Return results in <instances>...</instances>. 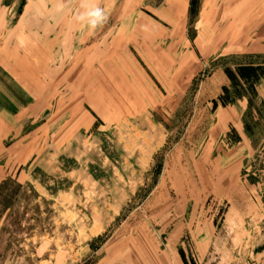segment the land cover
<instances>
[{
	"label": "rangeland",
	"instance_id": "374dc122",
	"mask_svg": "<svg viewBox=\"0 0 264 264\" xmlns=\"http://www.w3.org/2000/svg\"><path fill=\"white\" fill-rule=\"evenodd\" d=\"M190 1L0 0V264L256 262L264 0Z\"/></svg>",
	"mask_w": 264,
	"mask_h": 264
},
{
	"label": "trees",
	"instance_id": "16d2710c",
	"mask_svg": "<svg viewBox=\"0 0 264 264\" xmlns=\"http://www.w3.org/2000/svg\"><path fill=\"white\" fill-rule=\"evenodd\" d=\"M194 3L195 0L190 1L191 8ZM223 72L229 84L221 88V94L216 100L212 101V108L232 105L235 101L246 97V94L248 96L246 97L247 106L250 109L253 105V97L256 95L255 86L259 80L264 79V67L254 64H242L233 69L226 67ZM244 128L247 131L250 127L245 124Z\"/></svg>",
	"mask_w": 264,
	"mask_h": 264
},
{
	"label": "crops",
	"instance_id": "0c3cea01",
	"mask_svg": "<svg viewBox=\"0 0 264 264\" xmlns=\"http://www.w3.org/2000/svg\"><path fill=\"white\" fill-rule=\"evenodd\" d=\"M248 264H264V250L260 251L258 254L256 262L248 263Z\"/></svg>",
	"mask_w": 264,
	"mask_h": 264
}]
</instances>
